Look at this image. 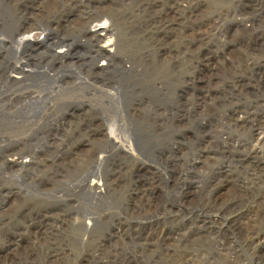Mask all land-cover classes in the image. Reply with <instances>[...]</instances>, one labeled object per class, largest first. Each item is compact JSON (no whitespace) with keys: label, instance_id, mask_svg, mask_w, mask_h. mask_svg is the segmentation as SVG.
<instances>
[{"label":"rangeland","instance_id":"rangeland-1","mask_svg":"<svg viewBox=\"0 0 264 264\" xmlns=\"http://www.w3.org/2000/svg\"><path fill=\"white\" fill-rule=\"evenodd\" d=\"M104 1H94L98 9H85L80 0H0V240L16 235L20 254L14 256L18 260L11 257L12 263L117 258V264H264V253L261 261L252 259L262 232L242 234L238 227L247 219H239V225V212H222L203 233L192 234L198 224L191 222L207 210L211 167L231 162L220 152L197 163L202 150H212L208 142L219 147L227 135L244 138L232 125L241 116L232 114L235 107L264 106V0H246L249 12L242 15L233 14L242 0H207L230 14L210 35L213 51L218 45L222 50L211 67L228 68L233 62L241 67L248 57L262 67L238 71L241 83L226 71L209 82L196 79L192 88L195 73L206 80L209 74L198 72L200 52L194 45V51H151L139 68H130L131 52L115 48V60L97 73L93 67L101 61L90 60L94 43L82 37V18L98 17L89 31L107 29L113 38L141 42L144 19L137 7L146 2L97 5ZM173 5L169 0L166 6ZM248 13L263 17L249 32L238 23ZM56 48L69 49L68 58L55 57ZM122 66L130 73H120ZM133 70L141 75L132 76ZM13 75L21 80L6 79ZM200 86L210 94L194 91ZM204 94L206 104L194 102ZM20 158L28 167L4 163ZM237 171L234 179L242 181ZM92 183L102 184L99 191ZM186 192L191 195L181 199ZM233 192L238 193L229 185L218 189L216 205L208 204L212 213L233 200V209L257 210V221L263 219L264 205L241 208L245 199ZM175 217L187 222L166 220ZM160 235L168 237L167 252L155 250ZM141 244L149 246L145 254L138 250Z\"/></svg>","mask_w":264,"mask_h":264},{"label":"bare ground","instance_id":"bare-ground-1","mask_svg":"<svg viewBox=\"0 0 264 264\" xmlns=\"http://www.w3.org/2000/svg\"><path fill=\"white\" fill-rule=\"evenodd\" d=\"M94 1L95 0H80V2H83V7L85 9L94 7V9H98L99 7L94 6ZM112 1L113 0H105L102 4L97 5H102L101 8H103V6L111 3ZM168 1L169 0H146L144 4H140L137 7V12L140 13L144 19L143 22L140 23L141 27H139V31L142 33V43L135 37H133L131 40H120L116 36L113 38L112 36L115 34L111 33V31L107 29H101L99 30L100 32L89 31L88 25L92 24L93 26H95V23L98 21V17H87L84 19L82 18V25H84L83 27L85 28L82 32V37L89 39L88 42L94 43V45L92 44L93 46L91 45L92 47H90L92 48V50H90L92 51L90 60L94 63L97 60L101 61L98 69L97 66L95 68L93 67V69H96V71L98 70L97 73L102 72L103 66L107 67L104 69H108L109 63L115 60V48H117L118 52L121 54H123V52L126 50L131 52L132 55H130L129 62L130 68H139L144 63H148L151 51H155L157 54H164L166 52H180L181 49L190 51L193 50L191 46L194 45L197 48L196 51L200 52L198 55L199 58H197L196 62L198 67H200V70L198 72L204 74L205 72L207 73V71H209V74H207L208 79L206 80L205 77L198 78L197 73H195L194 77L192 78V82L190 83V88H192V86L196 83V79L199 83L209 82L211 77L219 76L218 73L224 74L226 71L235 75L234 79L238 78L237 83H241L242 77H236V74H239L238 71H241V69L242 71H256L257 69L258 72H260V68L262 67L260 63L258 61V63H255V60H253L252 57L250 58L248 56V58L243 61L241 67L234 62L233 64H230L228 68H225V66L223 65L221 66V64V67H217L216 69L211 67V64H213L212 61L215 60L218 55H221L222 50H219L220 48L218 47V45L217 49L214 50L215 52L213 51L210 35L215 29L219 28V25H221L222 21L229 17V9H216L215 7L211 6L209 3L210 1L207 0H187L185 2L181 0H172L175 6L173 5L174 7H167L166 5ZM184 3H186V5H184ZM245 12H249V6L246 0H242L239 6L237 8H234L233 14L242 15V13ZM247 15L250 16L248 19H246L245 21L239 20L238 23L245 26V30L249 32L250 30L254 29V26H256V22H260V19H262L263 17L261 18L259 17V15L257 16L256 14L250 13H248ZM66 22H68V20ZM116 30L118 31L117 27ZM174 38H176V42L174 41ZM149 40L150 43L148 42ZM64 48L65 47H63V49ZM63 49L61 48L57 52H55L54 56L59 58L60 60L65 59L69 55V49H67L68 52L64 51ZM252 51L254 50L252 49ZM121 69L124 71L120 73H130V70H128L129 67L126 68L125 66H122ZM139 75H141L139 71L133 70L132 76ZM6 79H12V81H15L16 83L19 82V79L21 80L19 76L14 77V75L12 77H7ZM195 90L204 91L208 89L200 86L194 87V91ZM209 91L210 90L205 91V93ZM208 94H210V92ZM205 96V94L201 95L199 99L197 98L198 96H196L194 102L198 105H201V103L206 104V100L203 98ZM212 96H214L213 92ZM212 99L213 98H209L207 100L211 101ZM242 109L245 111H241ZM242 109H240L239 107H235L233 109L232 114L239 113L241 114V116L235 117L233 119L232 125L235 129H240L243 131L242 133H244V138H240V141L236 138L237 140L234 141L231 135H227L224 138L221 137V140L219 139V147L216 148H213L211 142H208L207 147L209 149L212 148V150H209L208 152L205 147L198 159L199 161L197 163H206V161L210 159L212 160L214 159V157L216 158V156L219 155L220 152H222L223 155L229 156L231 158V162H228V165L218 163V165H213V167H211L209 175L205 181V189L207 186L208 192H206L205 195L207 203H204V206L207 208V210L205 209L204 212H200V214L192 218L193 220H191V222H197L198 224L193 229L194 232H192V234L203 233L210 230L214 223L221 219V216H219V214H221L222 212L224 213L226 211H237L239 213H237L235 217H240L235 219L236 222H239L244 218L247 219L246 223L238 227L239 231L242 234L244 232L248 236L256 235L259 232H262L263 239L261 242L256 240L255 252L252 257L253 260L259 262L261 261L260 255L264 253V216L263 219L257 221V210L248 209L247 211H244L242 209H233L235 207L233 204V200H231L232 202L229 201L231 203H228V201L222 203L216 214L212 213V208L208 206V204L216 205L218 201L217 199H219L216 193L218 192V189H221L226 185L234 187V189L237 190L238 193L233 192L234 195H241L245 199V202H243L244 205L241 208L264 205V203H262V201L264 200V159L261 157L264 148V106H262V104H257L256 106L248 104L247 106H243ZM25 162L26 161H23L22 158H20V160L7 159L4 161V163L9 167H21V169L28 167ZM194 162H196V160ZM238 168H240V171L237 172H240L243 176L242 181L238 180V178L234 179V173ZM100 186H102V184L100 185L99 183H92L91 188L99 191ZM189 195H191V193L189 192L181 193L180 197L181 199H185ZM177 218L178 217L166 220L169 222H187V220L185 221V219L178 220ZM240 224L241 223L239 222V225ZM40 225L38 226L39 230L37 232L41 234L44 226L40 227ZM43 233L46 234L45 232ZM14 235H5L7 238H5L4 236V238L0 240V259L2 260L0 261V264H4L5 261L12 263L13 261L11 260L13 259H11V257L18 256L20 254L19 251L16 252V247H18L19 242L14 240L16 236ZM112 238V236L109 237L107 242H110ZM90 239L91 237L85 239L83 238L82 243L87 242ZM168 241L169 240L166 235L158 236L155 250L157 251L159 249H162L163 252L169 251L170 246L167 243ZM252 241L254 240L250 239L248 243H252ZM138 250L141 254H145L149 251V246L141 244L138 247ZM14 259H17V257H14ZM116 262L117 258H112V260H95L94 263L89 264H117ZM154 264L157 263L155 262Z\"/></svg>","mask_w":264,"mask_h":264}]
</instances>
